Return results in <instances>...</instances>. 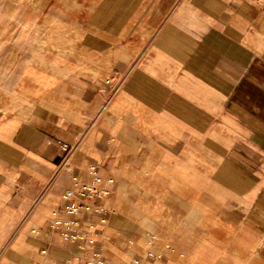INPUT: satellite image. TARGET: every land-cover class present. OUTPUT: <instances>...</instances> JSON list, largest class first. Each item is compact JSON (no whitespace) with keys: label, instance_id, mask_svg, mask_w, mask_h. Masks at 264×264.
<instances>
[{"label":"crops","instance_id":"0c3cea01","mask_svg":"<svg viewBox=\"0 0 264 264\" xmlns=\"http://www.w3.org/2000/svg\"><path fill=\"white\" fill-rule=\"evenodd\" d=\"M0 7V264H264V0Z\"/></svg>","mask_w":264,"mask_h":264},{"label":"built area","instance_id":"2783aa9c","mask_svg":"<svg viewBox=\"0 0 264 264\" xmlns=\"http://www.w3.org/2000/svg\"><path fill=\"white\" fill-rule=\"evenodd\" d=\"M73 180L78 186L77 192L75 193L72 189H67L63 194V198L66 200H72L77 196H105L108 193V189L104 183L111 181L110 178L103 179L94 165L88 167L86 178L79 179L78 177H74ZM67 207L70 212H77L79 207L86 208L84 204L82 205L77 203L75 206L73 202H71Z\"/></svg>","mask_w":264,"mask_h":264},{"label":"rangeland","instance_id":"374dc122","mask_svg":"<svg viewBox=\"0 0 264 264\" xmlns=\"http://www.w3.org/2000/svg\"><path fill=\"white\" fill-rule=\"evenodd\" d=\"M11 15H12V8H4L0 7V18H4V20L0 21V37L6 38V44L12 38V32L14 25L11 23Z\"/></svg>","mask_w":264,"mask_h":264}]
</instances>
